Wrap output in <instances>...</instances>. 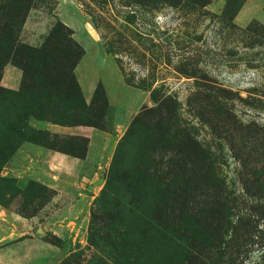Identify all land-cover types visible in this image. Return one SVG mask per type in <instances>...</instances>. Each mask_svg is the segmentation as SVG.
Segmentation results:
<instances>
[{"label":"rangeland","instance_id":"rangeland-1","mask_svg":"<svg viewBox=\"0 0 264 264\" xmlns=\"http://www.w3.org/2000/svg\"><path fill=\"white\" fill-rule=\"evenodd\" d=\"M107 1L31 0L18 30L19 41L30 46H39L57 21L72 31L84 50L74 76L89 109L76 103L65 113L95 126L71 125L94 131L81 155V137L52 134L46 128L69 126L65 122L30 118L36 139L56 141L82 158L71 171L53 169L49 184L35 180H46V175L32 173L36 182L28 190L2 185L11 178L23 186L30 178L2 172L11 152L0 141V207L15 218L0 222V264H260L264 105H236V118L230 119L217 109L194 107L193 80L175 69L196 66L241 97L264 98V32L250 39V33L228 32L211 17L214 13L229 21L242 2L232 22L246 26L254 20L264 26V0H206L202 8L198 4L203 0H166L167 5L153 10L147 6L159 2L142 1L139 13L150 12L145 26L138 18L135 24H125L129 7ZM128 2L124 0L126 6ZM104 25L134 39L135 51L119 55L120 63L102 47ZM158 32L169 37L174 49L195 42L208 47L210 54L168 55ZM213 52L220 63L210 58ZM121 67L128 76L162 84L165 93L178 99V126L174 117L165 120L171 128L160 123V117L173 114L170 106L158 109L150 91L125 82ZM96 89L105 108L99 96L92 101ZM15 112L0 101V128ZM250 120L258 123L253 130ZM168 129L173 136L182 132L189 145L181 136L168 139ZM187 131L196 144L185 136ZM158 201L164 203L161 208Z\"/></svg>","mask_w":264,"mask_h":264},{"label":"trees","instance_id":"trees-1","mask_svg":"<svg viewBox=\"0 0 264 264\" xmlns=\"http://www.w3.org/2000/svg\"><path fill=\"white\" fill-rule=\"evenodd\" d=\"M105 1L108 2L107 0ZM142 1L145 3L148 2V4L159 2L155 7L147 6L151 8V10L159 9L164 5H167V3H165L166 0H129L130 3H128L130 6H126L127 4H124V0H111V2H114V4L119 7H129L124 15L125 19L123 21L125 24H135V20L137 21L138 18L139 21H137V23L140 22L141 25L145 26L150 24V12L142 11L139 13L137 7L138 5H141L139 2ZM190 3L192 4L193 1H190ZM205 4L206 0H203L202 2H199L198 7L202 8ZM241 4L242 2L239 7L242 6ZM30 7L31 0H0V79L4 67L8 63L17 67L21 71V79L18 89L12 90L0 85V101L6 103V105L14 111H19L15 112L14 117L9 118L7 122L3 124L5 128H0V141H3V147L8 148L11 152L8 159L14 150L26 141L41 144L49 149H54L76 158H82V156L79 157L78 155H75L73 149L63 148L62 146H59L56 141L41 142V140H38L31 135L32 129H30L31 126L29 124L30 118L37 120L47 119L53 123L65 122L66 125L69 126L95 125L87 121L82 123L65 113L73 108L72 104L76 103L81 109H89V106L82 101L81 92L74 76V68L80 58L84 55L83 48L73 39L72 31L59 21L51 27L39 46H30L20 42L17 33L19 28L23 25ZM238 8L234 10L232 19L236 15ZM211 17L217 19L218 22H222V24L224 23L228 32L237 31L244 36H248L250 33V39L253 34L259 32V30L264 32V26L254 20L249 22L246 26L241 27L234 24L232 19L226 21L223 18V15L219 16L211 13ZM95 26L97 27L98 25ZM112 27L113 26L107 25L103 30V35L101 36L102 47L106 53L113 55L117 63H120L119 55H131L132 52L135 51L133 50L134 39L121 31H115ZM155 34L162 42H166L165 47L168 51V55L187 57L196 52L203 51H205L206 54H210L208 47L195 42L174 49L173 43L169 37H162L160 32ZM249 44V46H253L252 43ZM210 58L216 64L221 62L218 59L217 54L214 52ZM120 70L124 75L126 83L150 91V97L158 103V109L159 107L170 106L169 110H172L173 114L168 113L166 118L160 117L159 120L162 125L167 126L165 120L174 117L175 123H173V125L178 126L177 123L180 121L179 116H181V108L180 102L174 95H168L165 93L162 84L154 85L153 79L148 80L138 77L136 78L134 75L128 76L122 67ZM175 70L180 75L193 80L190 97L194 102V105L192 104V106L195 107L197 105L199 109H217L218 113L220 112L224 116V113H227L229 116L225 117L230 119V117L236 118V105L238 106L241 104L249 108L256 107L259 104L264 105V98L255 94L241 97L236 92L232 91V89L215 83L209 78L205 70L196 66H179ZM97 96L102 100V108H105L106 102L104 98H102V93L98 91V89L94 91L92 101L97 98ZM189 106H191V104ZM139 115L140 114H138V117ZM192 116L197 118L195 113H193ZM65 119L67 121H65ZM248 125L253 130L258 126V123L255 120H250ZM170 126L172 125L169 123L167 127L171 128ZM164 133L168 135V139L171 141L177 140V136H181L182 141L185 142L183 138L184 134L182 132L173 136L168 129ZM164 133L162 138L165 137ZM74 136L82 138L83 153L81 155H83L86 149V144L88 143V138L78 135ZM185 136L189 141H193L194 144H196V138L189 131L185 132ZM185 144L189 145L187 142H185ZM193 152H196V149H194ZM201 152L205 153L207 157L209 156V151L206 148H202ZM8 159H6V162ZM34 182L36 181L30 179L25 185L19 186L14 179L8 178L2 185L11 190L21 191L23 189H31V185L34 186L35 184ZM156 203L158 208H161L162 205H164L162 201ZM261 242H264V238L260 239L258 244H261ZM259 259V263L264 264V256Z\"/></svg>","mask_w":264,"mask_h":264},{"label":"crops","instance_id":"crops-1","mask_svg":"<svg viewBox=\"0 0 264 264\" xmlns=\"http://www.w3.org/2000/svg\"><path fill=\"white\" fill-rule=\"evenodd\" d=\"M240 10L236 14H239ZM264 17V14L262 13ZM237 20V18H236ZM237 22V21H236ZM238 23V22H237ZM240 26H244V24L238 23ZM14 74V80H11V74ZM21 79V71L17 67L7 64L4 67L0 85L3 87L16 90L19 87ZM47 130L52 134H69V135H80L88 138V143H91V137L94 131L89 130L88 127L85 126H59L56 124H48L46 126ZM78 158L73 157L71 155H67L60 151L49 149L41 144H37L31 141L23 142L10 156L8 161L6 162L2 172L8 176L13 177H29L32 173H37L42 176H47L46 180H38L36 181L49 184L48 179L53 177L51 172L53 169L57 170H67L65 172L71 171L69 168L75 163V160ZM37 171V172H36ZM41 173V174H40ZM15 218L8 215L6 211L0 207V222H9L14 221ZM4 237H0V240H3Z\"/></svg>","mask_w":264,"mask_h":264}]
</instances>
